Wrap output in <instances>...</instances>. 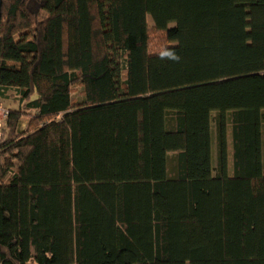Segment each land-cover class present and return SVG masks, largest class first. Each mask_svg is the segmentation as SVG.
I'll return each instance as SVG.
<instances>
[{"label":"trees","instance_id":"obj_1","mask_svg":"<svg viewBox=\"0 0 264 264\" xmlns=\"http://www.w3.org/2000/svg\"><path fill=\"white\" fill-rule=\"evenodd\" d=\"M2 2L0 264H264V0Z\"/></svg>","mask_w":264,"mask_h":264},{"label":"built area","instance_id":"obj_2","mask_svg":"<svg viewBox=\"0 0 264 264\" xmlns=\"http://www.w3.org/2000/svg\"><path fill=\"white\" fill-rule=\"evenodd\" d=\"M8 111L4 108L3 104L0 103V139L2 134V121L7 117Z\"/></svg>","mask_w":264,"mask_h":264},{"label":"clouds","instance_id":"obj_3","mask_svg":"<svg viewBox=\"0 0 264 264\" xmlns=\"http://www.w3.org/2000/svg\"><path fill=\"white\" fill-rule=\"evenodd\" d=\"M160 58L161 59H165V58H167V59H171V60H173V61H179V56H177L175 53H173V52H164V53H161L160 54Z\"/></svg>","mask_w":264,"mask_h":264},{"label":"rangeland","instance_id":"obj_4","mask_svg":"<svg viewBox=\"0 0 264 264\" xmlns=\"http://www.w3.org/2000/svg\"><path fill=\"white\" fill-rule=\"evenodd\" d=\"M149 21L152 23V19H151V17L149 18ZM78 96V95H77ZM79 97V96H78ZM80 99V98H79ZM4 105H5V107L7 108H10V107H12V104L10 103V102H5L4 103ZM4 107V108H5ZM3 124H5V122L3 121L2 122ZM213 139H215V137L213 136ZM214 143H215V140H214ZM27 264H36V262L34 261V260H30ZM184 264H186V263H184Z\"/></svg>","mask_w":264,"mask_h":264},{"label":"water","instance_id":"obj_5","mask_svg":"<svg viewBox=\"0 0 264 264\" xmlns=\"http://www.w3.org/2000/svg\"><path fill=\"white\" fill-rule=\"evenodd\" d=\"M2 7H3V2L0 0V22L2 20Z\"/></svg>","mask_w":264,"mask_h":264}]
</instances>
